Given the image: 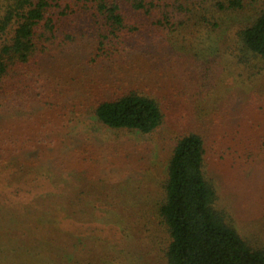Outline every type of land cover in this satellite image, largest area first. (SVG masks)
<instances>
[{
    "label": "rangeland",
    "instance_id": "rangeland-1",
    "mask_svg": "<svg viewBox=\"0 0 264 264\" xmlns=\"http://www.w3.org/2000/svg\"><path fill=\"white\" fill-rule=\"evenodd\" d=\"M226 3L159 0L149 12L125 5L126 23L134 32L123 35L114 48L119 52L109 57L114 49L108 41L97 56L103 23L96 13L77 0H59L53 33L37 40L35 60L48 66L55 58L77 53L87 69L96 70L145 56L149 59L140 63L149 69L159 63L154 74L163 85L159 95L165 116L153 132L143 134L109 128L92 110L58 116L42 109L41 119L26 121L37 126L45 141L31 152L37 158L33 176L40 177V185L31 194L16 196H82L102 203L105 196L108 201L127 196L132 204L134 199L142 222L130 219L126 231L109 220L105 234L117 241L127 235L132 244L142 230L140 264H167L161 221L147 209L163 194L177 139L196 132L204 140L205 175L216 190V208L251 248L264 249V61H241L240 47L232 39L239 26L264 9V0H243L239 10ZM42 77L46 79L44 73ZM126 215L133 214L128 210ZM93 220L94 214L86 219ZM128 264H133L131 256Z\"/></svg>",
    "mask_w": 264,
    "mask_h": 264
},
{
    "label": "trees",
    "instance_id": "trees-1",
    "mask_svg": "<svg viewBox=\"0 0 264 264\" xmlns=\"http://www.w3.org/2000/svg\"><path fill=\"white\" fill-rule=\"evenodd\" d=\"M77 1L103 23L97 48L101 56L107 41L114 49L123 35L134 32L123 6L149 12L159 0ZM58 2L0 0V187L10 183L0 190V264H128L129 256L131 263L140 264L142 230L135 235L137 243L128 244L127 235L113 240L104 229L109 220L126 231L130 219L142 222L134 199L132 204L127 196L112 201L105 196V203L82 196H16L31 194L40 185V177L33 176L37 158L31 152L45 141L36 133L37 126L26 121L41 119L42 109L58 116L92 110L109 128L143 134L153 132L165 116L159 95L163 85L154 74L159 63L149 69L147 63H140L149 59L145 56L96 70L87 69L84 59L74 56L77 53L55 58L48 66L35 60L37 40L53 33ZM226 6L239 10L244 3L227 0ZM232 39L240 47L241 61H264V9L239 26ZM118 52L109 51V57ZM216 198L205 175L204 140L196 132L185 133L174 145L163 194L147 209L161 221L167 264H264V249L249 246L216 208ZM93 214L94 220L86 221Z\"/></svg>",
    "mask_w": 264,
    "mask_h": 264
}]
</instances>
